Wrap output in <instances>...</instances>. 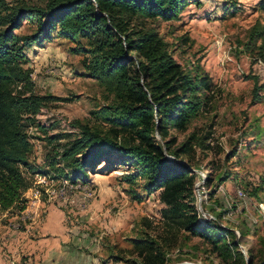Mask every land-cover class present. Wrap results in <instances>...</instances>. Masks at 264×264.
Masks as SVG:
<instances>
[{"label":"rangeland","instance_id":"1","mask_svg":"<svg viewBox=\"0 0 264 264\" xmlns=\"http://www.w3.org/2000/svg\"><path fill=\"white\" fill-rule=\"evenodd\" d=\"M5 1L44 6L48 0ZM258 1L186 0L175 20L133 23L154 29L191 75L212 80L207 109L168 139L175 140L172 149L190 135L203 140L206 147L195 146L182 157L195 174L199 222L232 229L234 237L225 242H234L253 264L264 259V90L253 102L252 78L264 82V60L244 45L255 37L254 29L264 31ZM35 29L36 22L27 18L15 33L30 35ZM254 45H264V35ZM88 47L87 38L71 41L54 31L24 50L34 94L61 100L43 104L32 121L24 122L31 144L28 163L35 172L22 168L32 183L23 195L26 209L0 212V264H140L132 243L161 233L166 208L161 190L149 194L148 180L135 177L133 164L118 162L108 169L104 158L73 181L75 168L60 159L65 146L81 136L74 122L106 131L105 118L114 117L102 112L114 95L85 68L89 56L80 51ZM130 176L134 179L128 181ZM167 259V264H232L210 243L183 235Z\"/></svg>","mask_w":264,"mask_h":264},{"label":"trees","instance_id":"2","mask_svg":"<svg viewBox=\"0 0 264 264\" xmlns=\"http://www.w3.org/2000/svg\"><path fill=\"white\" fill-rule=\"evenodd\" d=\"M185 1L48 0L44 6H35L0 0V212L26 209L23 195L32 183L22 168L32 173L35 170L28 163L31 144L24 122L32 121L43 104L61 100L34 94L24 50L57 31L71 41L87 38L88 49L80 51L89 56L85 68L114 95L111 106L102 110L114 116L105 118L110 124L106 131L73 123L81 136L60 153V159L75 168L72 180L105 158L108 169L118 162L133 164L135 177L148 180L149 194L161 190L160 201L166 206L161 212V233L132 243L140 264H167L168 251L180 235L210 243L232 264H253V257L246 261L234 242H225L227 236L234 237L232 229L199 222L193 206L195 174L182 157L191 154L195 146L206 147L203 140L190 135L172 149L175 140L168 139L171 131H184L207 109L212 80L206 74L191 75L174 60L154 29L133 24L138 20H175ZM256 8L264 13V0H259ZM27 18L36 22L34 33L17 35ZM252 35L255 37L244 48L256 49L264 60V45H254L264 31L254 29ZM252 80L253 102H258L264 82L259 84L255 77Z\"/></svg>","mask_w":264,"mask_h":264},{"label":"water","instance_id":"3","mask_svg":"<svg viewBox=\"0 0 264 264\" xmlns=\"http://www.w3.org/2000/svg\"><path fill=\"white\" fill-rule=\"evenodd\" d=\"M178 264H193V263H188V262H181V263H178ZM262 264H264V261H263V263Z\"/></svg>","mask_w":264,"mask_h":264},{"label":"built area","instance_id":"4","mask_svg":"<svg viewBox=\"0 0 264 264\" xmlns=\"http://www.w3.org/2000/svg\"><path fill=\"white\" fill-rule=\"evenodd\" d=\"M203 217H204V218H206V217H205V215H203ZM235 233H236L237 237H239V234H238V232H235Z\"/></svg>","mask_w":264,"mask_h":264}]
</instances>
